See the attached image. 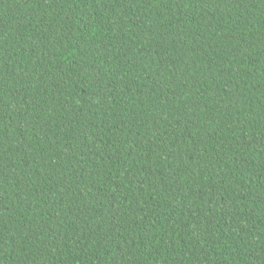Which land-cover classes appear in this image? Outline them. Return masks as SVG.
Masks as SVG:
<instances>
[{
	"label": "trees",
	"instance_id": "16d2710c",
	"mask_svg": "<svg viewBox=\"0 0 264 264\" xmlns=\"http://www.w3.org/2000/svg\"><path fill=\"white\" fill-rule=\"evenodd\" d=\"M0 264H264V0H0Z\"/></svg>",
	"mask_w": 264,
	"mask_h": 264
}]
</instances>
